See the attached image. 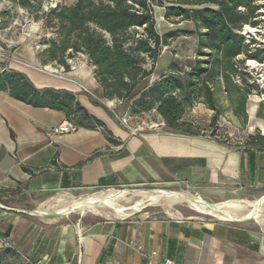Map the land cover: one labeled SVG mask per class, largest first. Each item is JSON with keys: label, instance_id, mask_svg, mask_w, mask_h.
Listing matches in <instances>:
<instances>
[{"label": "crops", "instance_id": "1", "mask_svg": "<svg viewBox=\"0 0 264 264\" xmlns=\"http://www.w3.org/2000/svg\"><path fill=\"white\" fill-rule=\"evenodd\" d=\"M29 63L33 68H11L38 88L72 92L103 127L55 133L53 129L66 121L61 111L32 107L0 91L1 200L15 193L31 196L59 189L151 185L182 186L218 199L264 192V146L248 141L250 135H264V104L251 93L245 99L243 121L224 87L215 90L221 112L226 105L240 118L228 137L219 125L211 128L213 111L201 98L187 105L182 116L192 124V133L165 126L130 135L119 120L129 114V104L102 96L86 57L74 70L56 76L36 70L43 65L39 57L33 56ZM105 101L115 103L120 117ZM200 107L210 114L207 125L193 115ZM148 114L159 119L154 112ZM61 218L37 223L0 208V226L4 225L0 239H8V246L29 264H163L165 259L173 264H264V237L242 225L139 215Z\"/></svg>", "mask_w": 264, "mask_h": 264}, {"label": "trees", "instance_id": "2", "mask_svg": "<svg viewBox=\"0 0 264 264\" xmlns=\"http://www.w3.org/2000/svg\"><path fill=\"white\" fill-rule=\"evenodd\" d=\"M8 1L32 12L40 10L42 2ZM154 7L163 9L166 21L188 22L192 28L159 35ZM45 17L48 23L56 22L57 37L48 39L41 64L56 62L68 70L66 57L84 53L94 67L102 96L128 103L129 114L154 112L169 130L192 133V124L182 120L185 107L201 98L213 111V125L221 112L214 93L223 86L235 104L234 112L246 120L244 103L254 86L248 82L244 64L247 59L264 60V42L250 33L246 37L242 30L245 26L258 31L264 28V0H76L49 8ZM180 35L197 38L196 57L189 70L183 71L171 61L167 73L141 87L152 74L161 47ZM1 65L0 91L32 107L61 111L75 128L103 127L72 92L38 88L23 72L1 69ZM103 133L109 138L107 131ZM248 141L264 146V135H250ZM0 204H4L1 199ZM13 250L0 247V264H5L2 259L6 254L14 257L13 264H22L24 259Z\"/></svg>", "mask_w": 264, "mask_h": 264}, {"label": "rangeland", "instance_id": "3", "mask_svg": "<svg viewBox=\"0 0 264 264\" xmlns=\"http://www.w3.org/2000/svg\"><path fill=\"white\" fill-rule=\"evenodd\" d=\"M75 1L76 0H42L40 10L32 12L8 0H0V63L2 64L1 69L11 70L12 69L11 67L13 66H19L23 68H33L29 63L33 56L44 58L45 56L43 54V50L46 49L48 46V39L57 37V24L56 22L48 23V20L45 17V13L48 11L49 8L55 7L57 4L71 5ZM94 1H99V0H94ZM153 14L155 18V29L159 35H163L167 31H171V30H177V29L188 30L192 28L191 23L188 22L170 23L166 21L163 18V9L160 7H154ZM244 31H245L244 33L245 35H247V33H250V35L254 36L258 42H264V28H261L259 31H256L254 30V28L250 26H245L243 27L242 32ZM196 49H197V38L194 35H180L175 38H169L167 40V44L161 47V52L155 62L152 74L146 80L141 82L140 86L147 84L156 77H158L159 75L166 73L168 71V65L171 61H175L183 71L189 70L190 63L196 57ZM80 54H82L84 58L86 57L84 53L77 52L74 53L71 57H66V63L67 60L70 58H72L73 61H75L76 63L78 61H81L82 56ZM43 65L42 67L36 66L35 67L36 70L38 71L41 70V72H44L49 75H54V76L59 75L58 73L59 71H57L58 67H56L57 65H59V63L47 62ZM105 103L106 105H108V107L112 110L114 114L120 117L119 110L115 109V103L110 104L109 101H105ZM224 107L225 108L223 109L221 114L217 117V121H215V123L211 126V128H216V125L217 126L219 125L220 129L225 133V136L228 137L229 135L228 133L232 134V132L234 131V127H236L238 123L240 124V118L234 117L229 107H227L226 105H224ZM193 115H196V117H198L199 120H202V124L207 125V121L209 120L208 115L210 114L208 111L204 110L203 107H200L198 110H196L195 113H193ZM137 116L129 120L132 125L139 123L140 121L156 120V118L152 114L140 115L138 117ZM109 189L129 190V191L130 190L131 191L164 190L169 192H180L189 195L200 196L207 203L222 202L231 199L256 200L264 196V192H238L233 195H228L224 198L218 199L207 195L195 193L182 186L151 185V186L101 187V188L82 189V190L59 189V190L49 191L44 194L31 195V196L19 195L15 193V194L7 195L6 198H2V201L4 202L3 205L5 207H10L21 211L44 210V209L48 211H53L58 207L57 203H53V205L49 204L43 206L42 208H39V206L46 199L58 193L71 194L76 199H81V198H86L87 196L92 195L96 192H101ZM140 200L141 197L137 195L134 196L128 193L124 196V198L117 200L116 203L120 206H130L137 204ZM142 201L144 204L142 208L136 211L135 210L131 211V214L129 216L139 215L148 218H177L182 220L192 219V220L204 221V223L219 222V223L236 224V225H242L246 229H251L253 232H255V234L264 237V226L257 224L254 220H246L242 222L220 221L215 219L214 217H211L209 215H204L195 211L194 209L190 208L187 203H174L172 206L168 207L166 206L165 201H160L158 203H153V201L151 200H142ZM110 205L112 204L110 203ZM97 209H98V213H91V212H86L84 214H80L77 212L67 213L65 210H61L59 211V214H63L61 216L62 221L67 219L74 221L80 217H93L96 219L126 218V217L121 218L115 216V214L112 212L111 208L109 207H98ZM13 213L20 214L23 217L24 216L29 217L31 220L37 223H41L40 221L52 222L53 220L59 218V217L50 218L40 215H29L28 213L15 212V211H13ZM1 225L2 226H0V228L3 229L4 225L3 224ZM262 243L264 244V238L262 239ZM3 247H6V245H4ZM261 257L264 258V254ZM2 261L5 264H13L14 257L11 256L10 254H6L3 256ZM22 264H29V263L22 260ZM257 264H261V263H257Z\"/></svg>", "mask_w": 264, "mask_h": 264}, {"label": "bare ground", "instance_id": "4", "mask_svg": "<svg viewBox=\"0 0 264 264\" xmlns=\"http://www.w3.org/2000/svg\"><path fill=\"white\" fill-rule=\"evenodd\" d=\"M128 193L141 197V200L137 204L130 206L118 205L116 201L124 198ZM142 200H151L153 203L165 201V204L168 207L172 206L174 203H187L188 206L195 211L204 215H209L220 221L240 222L254 220L257 224L264 226V196L256 200L231 199L222 202H213L212 205H209L200 196L180 192H169L164 190L129 191L109 189L96 192L81 199H76L71 194L58 193L46 199L39 206V208H42L43 206L57 203L58 207L55 210L48 211L44 209L36 211L40 216L47 217V214H59V211L61 210H65L67 213L77 212L84 214L86 212L98 213V207H109L115 216L124 218L128 217L131 214V211H136L142 208L144 205ZM108 201L112 205H110Z\"/></svg>", "mask_w": 264, "mask_h": 264}, {"label": "built area", "instance_id": "5", "mask_svg": "<svg viewBox=\"0 0 264 264\" xmlns=\"http://www.w3.org/2000/svg\"><path fill=\"white\" fill-rule=\"evenodd\" d=\"M254 30L258 31V29ZM243 34L245 33L242 32ZM247 36V35H246ZM82 57L83 55L80 54ZM67 64L69 67V70H74L77 67V63L73 61L72 58L67 60ZM244 68L246 73L248 74L249 80L248 82L252 84L254 87L252 88L251 94L254 95L258 102H261L264 104V60H256V59H247L244 64ZM59 72L63 73L65 72V68L63 65H58ZM136 115H124L119 120L120 122L126 126V128L129 131L130 135H135L139 132L144 131L145 129H151L154 131H159L161 128L165 127L164 121L159 116V119L156 120H147V121H140L139 123H136L134 125L131 124L129 121L131 118H135ZM138 117V116H137ZM75 127L68 121L62 122L60 125L55 127L53 131L55 133L63 134V133H69L73 131ZM0 242H2L4 245L8 246L7 240L0 239ZM156 252H151V255H155ZM32 264H41L40 261L32 262ZM163 264H173L171 260L165 259L163 261Z\"/></svg>", "mask_w": 264, "mask_h": 264}, {"label": "water", "instance_id": "6", "mask_svg": "<svg viewBox=\"0 0 264 264\" xmlns=\"http://www.w3.org/2000/svg\"><path fill=\"white\" fill-rule=\"evenodd\" d=\"M209 205H212L211 202H208ZM0 208L9 210V211H15V212H22V213H28L29 215H39V213L36 210H29V211H21V210H16L10 207H5L3 205L0 204ZM63 214H58V213H50L47 214V217H52V218H56V217H61ZM242 222V221H240Z\"/></svg>", "mask_w": 264, "mask_h": 264}]
</instances>
